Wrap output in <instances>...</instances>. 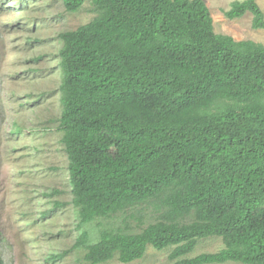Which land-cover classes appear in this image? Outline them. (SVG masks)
Here are the masks:
<instances>
[{
	"label": "trees",
	"instance_id": "1",
	"mask_svg": "<svg viewBox=\"0 0 264 264\" xmlns=\"http://www.w3.org/2000/svg\"><path fill=\"white\" fill-rule=\"evenodd\" d=\"M100 15L59 35L61 143L80 225L152 206L137 232L109 228L83 261L141 260L173 248V264H264V46L213 31L202 0H61ZM249 13L235 2L227 19ZM224 248L187 258L197 242ZM0 264H3L0 255Z\"/></svg>",
	"mask_w": 264,
	"mask_h": 264
},
{
	"label": "rangeland",
	"instance_id": "2",
	"mask_svg": "<svg viewBox=\"0 0 264 264\" xmlns=\"http://www.w3.org/2000/svg\"><path fill=\"white\" fill-rule=\"evenodd\" d=\"M217 35L264 46V30L251 27L252 16L227 19L235 2L202 0ZM264 15V0H255ZM100 11L86 2L67 13L61 0H0V255L3 264H88L78 248L63 260L52 257L69 250L86 232L88 244L109 228L139 231L157 221L152 206L111 219L80 225L71 205L68 160L61 143L59 35L86 25ZM220 238L199 240L187 256L217 253ZM173 248L149 247L130 264H173ZM103 264H121L115 256ZM240 264V263H225Z\"/></svg>",
	"mask_w": 264,
	"mask_h": 264
}]
</instances>
